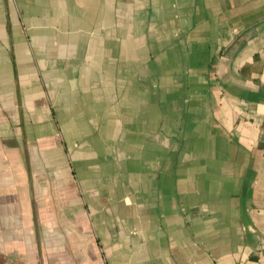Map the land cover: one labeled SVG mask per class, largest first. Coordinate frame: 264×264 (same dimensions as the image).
Listing matches in <instances>:
<instances>
[{
    "label": "crops",
    "instance_id": "obj_1",
    "mask_svg": "<svg viewBox=\"0 0 264 264\" xmlns=\"http://www.w3.org/2000/svg\"><path fill=\"white\" fill-rule=\"evenodd\" d=\"M0 264H264V0H0Z\"/></svg>",
    "mask_w": 264,
    "mask_h": 264
}]
</instances>
